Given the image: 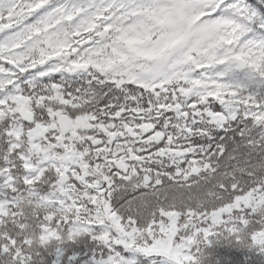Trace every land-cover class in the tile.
<instances>
[{
	"label": "snow or ice",
	"instance_id": "1",
	"mask_svg": "<svg viewBox=\"0 0 264 264\" xmlns=\"http://www.w3.org/2000/svg\"><path fill=\"white\" fill-rule=\"evenodd\" d=\"M0 264H264V0H0Z\"/></svg>",
	"mask_w": 264,
	"mask_h": 264
},
{
	"label": "rangeland",
	"instance_id": "2",
	"mask_svg": "<svg viewBox=\"0 0 264 264\" xmlns=\"http://www.w3.org/2000/svg\"><path fill=\"white\" fill-rule=\"evenodd\" d=\"M184 6L185 5L173 7L171 14L178 17L180 22L186 26V31L189 34L196 35V34L207 32V29L204 26H200L199 28L197 27L196 17L189 15L190 17L187 19L188 21L186 20L185 18L186 11L184 9Z\"/></svg>",
	"mask_w": 264,
	"mask_h": 264
},
{
	"label": "trees",
	"instance_id": "3",
	"mask_svg": "<svg viewBox=\"0 0 264 264\" xmlns=\"http://www.w3.org/2000/svg\"><path fill=\"white\" fill-rule=\"evenodd\" d=\"M187 7H188V6H187V5H185V6H184V9H186ZM185 16H186V17H185V18H186V20H187V19L190 17V16H189V14H188L187 12H186V15H185ZM187 21H188V20H187Z\"/></svg>",
	"mask_w": 264,
	"mask_h": 264
}]
</instances>
